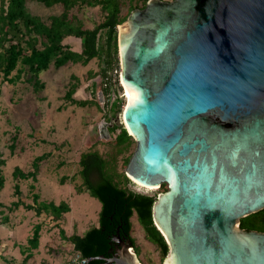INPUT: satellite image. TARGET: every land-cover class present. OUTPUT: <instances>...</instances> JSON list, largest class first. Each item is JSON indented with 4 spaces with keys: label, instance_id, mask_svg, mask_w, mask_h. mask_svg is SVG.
<instances>
[{
    "label": "water",
    "instance_id": "95a60500",
    "mask_svg": "<svg viewBox=\"0 0 264 264\" xmlns=\"http://www.w3.org/2000/svg\"><path fill=\"white\" fill-rule=\"evenodd\" d=\"M117 27L126 174L167 186L152 209L162 264H264V232L240 228L264 209V0H149ZM113 241L94 259L142 264Z\"/></svg>",
    "mask_w": 264,
    "mask_h": 264
},
{
    "label": "rangeland",
    "instance_id": "374dc122",
    "mask_svg": "<svg viewBox=\"0 0 264 264\" xmlns=\"http://www.w3.org/2000/svg\"><path fill=\"white\" fill-rule=\"evenodd\" d=\"M121 1L125 4L122 13L127 15L128 0ZM30 9L31 13L41 14L47 21L51 13L60 14L62 6L47 8L33 0ZM71 14L83 21L87 28H93L103 20L100 7L81 5L75 7ZM65 43L81 51L80 39H66ZM103 59L95 58L87 66L71 62L62 68L52 66L50 71L41 73L40 78L38 76L39 85L45 83L43 90L35 88L34 81L29 88H22L18 84V90L21 89L22 93H19L20 100L14 105L21 110L27 109L26 119L19 120L14 114L6 93L0 102V218L6 221L4 228H0V245L5 249L10 241V225L11 228L16 225L14 231H17V237L20 235L24 239H12V243L17 242V248L25 254V246L34 248L29 242L34 232L38 231V248L42 252L39 264L44 261L56 264L59 259L65 260V257L66 262L62 261L61 264L71 263L77 252L69 238L75 234L84 235L99 224L101 203L88 190L81 173L79 156L82 153L99 154L106 162L105 175L122 187L147 195H159L166 191V187H163L165 184L153 189L144 188L126 174L127 160H130L137 147L134 139L130 144L126 141L116 144L120 128L108 138L99 134V126L108 123L111 117L119 116L116 124L126 128L122 114L127 100L122 86L111 83L115 96L118 95L120 99V105L115 110L108 107L105 98L101 100L96 95L101 86V69L105 67ZM114 68L109 75L112 79H118L116 70H121L119 51L118 65L115 63ZM91 73L93 75L89 77ZM73 74L80 77L85 86L84 97L90 99L84 105L65 97ZM0 82L3 83L2 77ZM128 134L131 133L128 131ZM89 140L95 141L90 148L87 145ZM17 168L25 174V178L14 175ZM19 186L22 192L16 193ZM60 205H65L67 210H54ZM44 213L53 217L54 222L57 221L56 225L49 226L48 221H45L47 218L37 216ZM131 220L137 253L134 252L139 261L142 264H162L159 249L145 238L137 216L134 215ZM19 222L20 227L16 224ZM50 247L53 248L52 252L47 253L46 249Z\"/></svg>",
    "mask_w": 264,
    "mask_h": 264
},
{
    "label": "trees",
    "instance_id": "16d2710c",
    "mask_svg": "<svg viewBox=\"0 0 264 264\" xmlns=\"http://www.w3.org/2000/svg\"><path fill=\"white\" fill-rule=\"evenodd\" d=\"M32 1L0 0V77L3 82L10 84L20 80L21 66L23 69L27 68L31 74L35 88L43 89L44 86L39 85L37 79L41 72L50 68L51 64L60 68L68 62L85 65L95 58H104L105 67L101 69V78L111 79L109 74L115 69V63L118 65L117 26L127 19L132 10L145 8L149 0H128L127 15L122 13L125 4L121 0H36L47 8L62 6L61 13L50 15L47 21L40 15L31 13L29 3ZM81 5L100 7L103 20L93 28L85 27L83 21L71 14L75 7ZM68 37L81 40L80 53L72 51L64 44ZM14 71L17 72L15 79L10 77ZM71 82L65 97L74 103L84 105L85 101L72 99L78 88V79L72 76ZM111 86V83L106 87L102 86L105 99L113 96L114 91ZM119 105L120 99L117 95L111 110L117 109ZM119 128L116 144L122 141L130 144L132 136L122 126L115 127L114 130ZM79 162L88 190L101 203V212L97 227L89 229L84 235L75 234L69 238L74 250L87 260V264H101L102 261L94 258L110 257L109 250L114 243L113 238L117 235L123 240L130 239L135 250L131 219L136 215L145 238L159 249L163 263L169 247L152 217L153 205L158 195L137 193L108 178L105 175L106 162L99 154H83ZM14 175L25 178V174L18 168L14 171ZM126 180L128 181V178ZM1 183L2 179L0 185ZM163 187L167 190L166 185ZM16 193H20L18 187ZM56 209L67 210V207L60 205L54 207V210ZM240 228L246 231L264 232V209L242 219ZM38 239L39 233L35 231L29 244L37 248Z\"/></svg>",
    "mask_w": 264,
    "mask_h": 264
},
{
    "label": "crops",
    "instance_id": "0c3cea01",
    "mask_svg": "<svg viewBox=\"0 0 264 264\" xmlns=\"http://www.w3.org/2000/svg\"><path fill=\"white\" fill-rule=\"evenodd\" d=\"M30 4L31 3H29V10L31 11ZM33 14H35V13H33ZM36 15H40L41 16V14H38V13H36ZM50 15H52V13ZM88 28H90V27H88ZM70 38H75V37H68L66 39H70ZM75 39H78V38H75ZM80 42H81V40H80ZM65 45L69 49H71L72 51H75V52H78V53H80L82 51V46L81 45H80L81 51L74 50L71 46L67 45L66 43H65ZM67 64H65V65H67ZM88 64H85V65L87 66ZM65 65L61 66L60 68L64 67ZM52 66H55V65L54 64H51L50 65V68L48 70H46V71H43V72L44 73H47L48 71L51 70V67ZM19 69L22 71L20 80H17V81H15L12 84H10L9 82H6V81H4L3 83L0 82V88H1L0 102L2 101V97H4V95L6 93L7 94V97H8V102H10V104L13 107L12 110H13L14 114L17 115V117L19 118V120H21V119H26L28 113H27V109L26 108H25L26 110H24V109L21 110L19 106L14 105V104H16L18 102V100H20L19 99L20 98V96H19L20 94L19 93H22V90L21 89L18 90V87L20 85V87H22V88H27L28 86H31V84L33 83V81L31 80V74L28 72L27 68L23 69V67L20 66ZM43 72H41V73H43ZM16 74H17V72L14 71L10 77H13L15 79ZM40 74H39V78H40ZM92 75L93 74L91 73L89 75V77L92 76ZM72 76H75L78 79V82H77L78 88H77L75 94H73L72 99L75 100V101H88V102H90V99L89 98L86 99L84 97L85 86L83 85V82L80 79V77H78L77 75H74V74L71 75V77ZM43 86L45 87V83H43ZM11 87H13V88L11 89ZM44 87H43V89H44ZM14 89H16V90H14ZM100 91H102V90L100 89V86H99V88L97 89V95L100 94ZM91 100H93V99H91ZM90 141L91 140H89L88 143H87L88 148H90L91 145L93 143H95V141H92V142H90ZM80 156H79V161H80ZM18 188H19V192L21 193L22 192L21 191V187L19 186ZM37 216L39 218H47V219H45V221H48L49 226L56 225L55 223L57 221L54 222L55 220L53 219V217H50V216L46 215L45 213L44 214H41V215L39 214ZM5 222H6L5 221V218H3V219L0 218V228L1 229L4 228V223ZM16 224H17L18 227L21 226L20 225V222L19 223H16ZM15 229H16V225L13 228H11V225H10V230H9L10 231V235L8 236V238H10V241H9V243H7L8 245L5 247V249H3V247L0 245V264H22L23 262H24L23 264H39L38 259L41 258L39 256H41V254H42V252L38 248L40 246V243L38 242L37 248L30 249L28 246H25V248H24L25 254H23V251H21V250H19L17 248L18 243L17 242L15 244L12 243V239H14V241H15V240H19L22 237V236L20 237V235L17 237V234H16L17 231L15 232L14 231ZM18 232H19V229H18ZM1 235L2 234H0V236ZM30 235H32V230H30ZM23 239L24 238H21V241ZM0 243H1V239H0ZM2 243H4V242H2ZM52 249L53 248L50 247L49 249H46V252L47 253H51L52 252ZM1 251H3V253H1ZM62 261L66 262V257H65V260L59 259V261H57L56 264H61ZM42 264H47V261L42 262Z\"/></svg>",
    "mask_w": 264,
    "mask_h": 264
},
{
    "label": "flooded vegetation",
    "instance_id": "af4514ba",
    "mask_svg": "<svg viewBox=\"0 0 264 264\" xmlns=\"http://www.w3.org/2000/svg\"><path fill=\"white\" fill-rule=\"evenodd\" d=\"M103 80H104V79L101 78V81H100V83H101L100 89H101V90H102V86L105 87V86H104V82H103ZM96 95H97V94H96ZM116 97H117V96H115V93H113L112 98H110V99L106 98V99H105V102H106V104L108 105V107H110V109L112 108V104L114 103ZM124 97L126 98L125 90H124ZM97 103H98V104L100 103L98 99H97ZM106 104H105V105H106ZM104 108H105V107H103V109H104ZM115 127H118V124H116L115 118H114V117H111L108 123H102V124L99 126V134H100V132H102V133L105 135V132H106V131H105V128H108L109 131H110V134H113L115 131H117V130H114ZM82 155H83V153H82ZM82 155H81V156H82ZM81 156H80V157H81ZM112 245L115 246L116 243L114 242ZM109 253H110V252H109ZM110 257H111V254H110ZM110 257H105V258H110ZM100 261H102L101 264H107V262H106L105 260H100Z\"/></svg>",
    "mask_w": 264,
    "mask_h": 264
},
{
    "label": "built area",
    "instance_id": "2783aa9c",
    "mask_svg": "<svg viewBox=\"0 0 264 264\" xmlns=\"http://www.w3.org/2000/svg\"><path fill=\"white\" fill-rule=\"evenodd\" d=\"M116 73H118V79H109V78H106V79H104L103 80V82H104V86L106 87V86H108L110 83H115V84H119V85H121L122 86V84H121V77H120V74H121V72H118L117 70H116ZM114 84V85H115ZM113 91H114V89H113ZM113 93H115V91L113 92ZM71 263H69V264H87V260L86 259H84L82 256H81V254L80 253H78L77 252V256L74 258V259H72L71 261H70Z\"/></svg>",
    "mask_w": 264,
    "mask_h": 264
},
{
    "label": "bare ground",
    "instance_id": "6f19581e",
    "mask_svg": "<svg viewBox=\"0 0 264 264\" xmlns=\"http://www.w3.org/2000/svg\"><path fill=\"white\" fill-rule=\"evenodd\" d=\"M119 29L122 31V29H123V27H120L119 26ZM129 93H130V90L128 89V88H125V95H126V100H127V102L129 101ZM126 105H127V103H126ZM125 105V106H126ZM136 183H138V185H140V186H142V187H144V188H149V189H153V187H156V186H144V185H142L141 183H139L138 181H136L135 179H133Z\"/></svg>",
    "mask_w": 264,
    "mask_h": 264
}]
</instances>
